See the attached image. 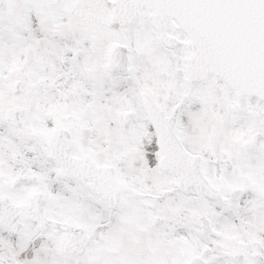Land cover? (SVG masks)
<instances>
[{
    "label": "snow or ice",
    "instance_id": "obj_1",
    "mask_svg": "<svg viewBox=\"0 0 264 264\" xmlns=\"http://www.w3.org/2000/svg\"><path fill=\"white\" fill-rule=\"evenodd\" d=\"M0 264H264V0H0Z\"/></svg>",
    "mask_w": 264,
    "mask_h": 264
}]
</instances>
